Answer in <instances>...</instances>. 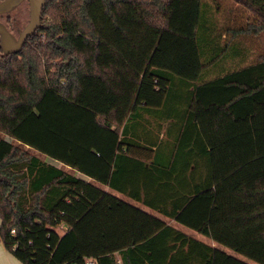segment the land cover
Listing matches in <instances>:
<instances>
[{
    "label": "trees",
    "instance_id": "1",
    "mask_svg": "<svg viewBox=\"0 0 264 264\" xmlns=\"http://www.w3.org/2000/svg\"><path fill=\"white\" fill-rule=\"evenodd\" d=\"M262 33L264 0H48L0 51V244L22 264H247L159 214L264 264V58L228 65Z\"/></svg>",
    "mask_w": 264,
    "mask_h": 264
},
{
    "label": "rangeland",
    "instance_id": "2",
    "mask_svg": "<svg viewBox=\"0 0 264 264\" xmlns=\"http://www.w3.org/2000/svg\"><path fill=\"white\" fill-rule=\"evenodd\" d=\"M226 16L222 14L221 16V21L223 23V21L225 20ZM242 48V50L244 51L243 52V58L241 57H236L234 60L232 61H229L228 62V65L229 66H232L233 64H236L237 66H239L240 64H248V63H251V62H255V61H259L261 60L262 58H264V33L262 34H258L256 35L255 37H248V38H245L243 40V42L241 43V46H239ZM233 51V50H232ZM231 51V52H232ZM235 55V53H232V55H230L231 57H233ZM235 66V65H234ZM42 159H45L44 157L41 156ZM48 162L52 163V164H55L56 166L70 172V173H74L72 170L68 169V168H65L63 167L61 164H58L56 162H53V161H50L48 160ZM79 177H83L82 175H78ZM132 204H135V205H138L136 203H132ZM140 206V205H138ZM157 215L159 218H162L164 221H166L169 225L177 228L178 230L182 231L183 233L187 234L188 236H191L193 238H196L200 241H203L211 246H214V247H218L219 249L227 252L228 254L232 255L233 257L247 263V264H258L252 260H249L247 258H245L244 256L242 255H239L227 248H224V247H221L215 243H213L211 240L207 239L206 237H204L203 235H200L188 228H185L183 226H180L178 224H176L174 221H171L169 219H166V218H163L162 216H160L159 214H155ZM65 230V228H63L61 230V232H63ZM4 251L5 248H3ZM9 258L7 259L3 256L0 255V264H22L21 262H19L12 254H6ZM11 261V262H10Z\"/></svg>",
    "mask_w": 264,
    "mask_h": 264
},
{
    "label": "water",
    "instance_id": "3",
    "mask_svg": "<svg viewBox=\"0 0 264 264\" xmlns=\"http://www.w3.org/2000/svg\"><path fill=\"white\" fill-rule=\"evenodd\" d=\"M24 0H4L0 3V15L12 12ZM31 6V20L28 26L20 33V38L12 36L6 27L0 23V47L5 56L19 54L27 39L34 34L40 27L42 10L45 6V0H28Z\"/></svg>",
    "mask_w": 264,
    "mask_h": 264
},
{
    "label": "flooded vegetation",
    "instance_id": "4",
    "mask_svg": "<svg viewBox=\"0 0 264 264\" xmlns=\"http://www.w3.org/2000/svg\"><path fill=\"white\" fill-rule=\"evenodd\" d=\"M4 0H0V3L3 2ZM48 0H45V6L47 4ZM42 10V17L40 21V27L34 32L32 36H30L26 44L38 33L40 30L42 24H43V11ZM31 20V6H30V1L24 0L21 2L12 12L0 15V23H2L8 32L14 36L16 39L20 38V33L24 31V29L28 26ZM25 44V46H26ZM24 46V47H25ZM24 49V48H23ZM0 51L3 54V51L0 47Z\"/></svg>",
    "mask_w": 264,
    "mask_h": 264
},
{
    "label": "crops",
    "instance_id": "5",
    "mask_svg": "<svg viewBox=\"0 0 264 264\" xmlns=\"http://www.w3.org/2000/svg\"><path fill=\"white\" fill-rule=\"evenodd\" d=\"M77 175H79V174H77ZM84 179H86L87 181H90V179L89 178H85V177H83ZM100 188H102L103 190H105L106 192H109V193H112V194H114V195H116L117 197H119L120 199H122V200H125V201H128V202H132L129 198H127L126 196H124V195H121V194H119V193H117V192H115V191H112L110 188H108L107 186H103V185H98ZM0 227H1V221H0ZM3 248H5L2 244H0V255L1 256H3L4 257V259H5V257L8 259L9 257L6 255V254H9V256H10V254L11 253H9L6 249V251H4V249ZM11 262V261H10ZM11 264H12V262H11Z\"/></svg>",
    "mask_w": 264,
    "mask_h": 264
},
{
    "label": "built area",
    "instance_id": "6",
    "mask_svg": "<svg viewBox=\"0 0 264 264\" xmlns=\"http://www.w3.org/2000/svg\"><path fill=\"white\" fill-rule=\"evenodd\" d=\"M12 233L14 234L15 233V231H12ZM86 264H94L92 261H89V262H87Z\"/></svg>",
    "mask_w": 264,
    "mask_h": 264
}]
</instances>
